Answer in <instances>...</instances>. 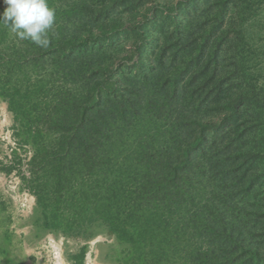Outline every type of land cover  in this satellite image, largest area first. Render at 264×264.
Here are the masks:
<instances>
[{"label":"trees","instance_id":"trees-1","mask_svg":"<svg viewBox=\"0 0 264 264\" xmlns=\"http://www.w3.org/2000/svg\"><path fill=\"white\" fill-rule=\"evenodd\" d=\"M262 3L48 0L47 48L0 23L42 227L99 222L129 264H264V51L251 65L246 39Z\"/></svg>","mask_w":264,"mask_h":264},{"label":"rangeland","instance_id":"rangeland-1","mask_svg":"<svg viewBox=\"0 0 264 264\" xmlns=\"http://www.w3.org/2000/svg\"><path fill=\"white\" fill-rule=\"evenodd\" d=\"M5 7L0 0V13ZM256 12L247 20L251 65L255 51H264V3ZM262 64L257 85L264 87ZM14 123L13 112L0 96V264H74L73 256L82 248L84 253L77 257L81 264L131 263L129 244L99 222L72 232L40 225V210L27 186L32 149Z\"/></svg>","mask_w":264,"mask_h":264},{"label":"clouds","instance_id":"clouds-1","mask_svg":"<svg viewBox=\"0 0 264 264\" xmlns=\"http://www.w3.org/2000/svg\"><path fill=\"white\" fill-rule=\"evenodd\" d=\"M6 5L0 13V23L21 40H30L47 48L50 44L48 32L55 23L56 11L48 0H3Z\"/></svg>","mask_w":264,"mask_h":264}]
</instances>
